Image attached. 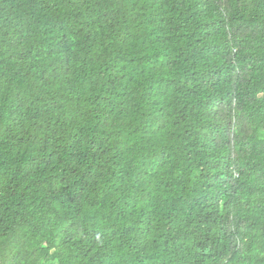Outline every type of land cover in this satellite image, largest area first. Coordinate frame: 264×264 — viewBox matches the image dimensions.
Returning <instances> with one entry per match:
<instances>
[{"label":"trees","instance_id":"1","mask_svg":"<svg viewBox=\"0 0 264 264\" xmlns=\"http://www.w3.org/2000/svg\"><path fill=\"white\" fill-rule=\"evenodd\" d=\"M0 264H264V0H0Z\"/></svg>","mask_w":264,"mask_h":264}]
</instances>
